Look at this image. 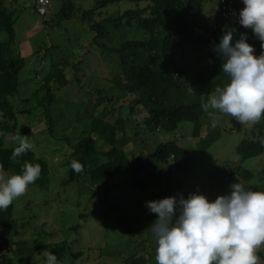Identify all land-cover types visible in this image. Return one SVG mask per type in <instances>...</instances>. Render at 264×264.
Masks as SVG:
<instances>
[{
    "label": "rangeland",
    "instance_id": "374dc122",
    "mask_svg": "<svg viewBox=\"0 0 264 264\" xmlns=\"http://www.w3.org/2000/svg\"><path fill=\"white\" fill-rule=\"evenodd\" d=\"M35 1L8 0L15 12L14 49L26 61L19 76V93L12 101L18 132L29 138L31 150L45 163L46 173L42 184L30 185L27 194L13 202L12 218L19 228L13 232V240L25 246L21 253L15 252L16 245L0 249V264H46L39 254L58 247L66 248L67 253L60 257L65 264L72 262L70 252L83 253L73 264H155L156 241L148 229L157 215L150 212L147 202L179 199L181 195L187 199L193 193L214 202L218 196L230 195L231 185L238 182L253 191H264V154L241 161L236 152L245 140L257 138L264 143V119L241 125L209 109L211 126L221 130V137L202 154L193 137V123H181L176 131L167 133L149 130L145 111L130 116L134 96L115 83L121 73V56L108 49L144 37L135 25L116 27V20L126 11L144 8L148 3L123 1L98 8L97 0H71L77 10L68 20L60 21L62 0H50L46 16L37 13ZM218 4L219 0L204 1L201 26L210 23ZM88 11H92L91 18L84 19L83 12ZM95 24L102 25L109 36L96 40L98 34L92 31ZM0 39L6 42L7 33L3 32ZM180 55L175 51L173 58ZM151 65L158 63L153 61ZM47 88L54 99L50 106L42 107ZM95 116L111 123L121 120L126 125L125 133L118 135L120 142L127 138L123 143L125 154L132 162L139 159L148 172L154 173L147 191H116L105 200L89 179L64 184L70 145L90 134ZM206 133L207 126L202 136ZM6 141L8 146L19 145L15 137ZM167 143H175L193 155L191 170H180L172 161L164 164L156 159L157 147ZM97 145L100 151L109 150L99 139ZM238 168L252 174V179L234 173ZM97 189L101 191L102 187ZM259 255L264 261V248Z\"/></svg>",
    "mask_w": 264,
    "mask_h": 264
},
{
    "label": "trees",
    "instance_id": "16d2710c",
    "mask_svg": "<svg viewBox=\"0 0 264 264\" xmlns=\"http://www.w3.org/2000/svg\"><path fill=\"white\" fill-rule=\"evenodd\" d=\"M62 1L64 7L60 21L68 20L77 10L71 0ZM97 1L98 8H106L123 1L148 3L144 8L126 11L116 20V27L135 25L144 32V37L126 40L117 48L108 49L109 52L121 56V73L115 83L134 96L129 105L132 118L145 111L147 128L167 133L176 131L181 123L191 122L194 124L193 137L198 142V150L202 154L205 153L220 139L221 130L211 126L207 112L201 107L202 100L204 98L206 103L217 86L223 87L229 83L228 76L222 72L223 58L214 49L229 30L233 31V44L240 39L241 34L246 35V42L254 47V55L257 57L264 52L261 41L251 29L242 28L237 31L224 29V22L218 9L209 18L210 23L201 26L205 0ZM37 2L38 0L34 2L36 11ZM235 5L240 11L244 7L242 0H235ZM91 15L92 11L83 12L84 19H90ZM14 24L15 12L9 7L8 0H0V35L3 32L8 35L6 42L0 39V164L11 174H22L25 162L38 163L42 171L35 184H42L46 173L44 161L36 157L31 149L15 160L11 159L13 150L19 145L13 143L12 146H8L6 141L8 137L14 138L21 134L18 132L17 112L12 99L19 93V76L26 64L25 59L19 57L14 49ZM92 31L98 34L96 40L109 36L107 30L100 24L93 25ZM175 51L181 52L178 59L173 58ZM148 54H152L154 58L148 57ZM153 61L158 65L152 66ZM53 99L50 88H47L40 106L45 107L46 104L50 106ZM49 124L52 132L51 119ZM205 126L207 133L202 136V129ZM89 129L88 136L73 146L70 145L71 153L66 161L69 169L68 178L64 184L80 183L89 179L91 185L105 200L116 191L127 189L147 191L154 173L148 172L146 165L139 159L132 162L125 154L123 143L127 142V138L123 136L122 142L118 139V135L121 132L125 133L126 130L123 121L111 123L104 117L95 116ZM96 138L109 150L100 151ZM236 152L241 161L256 158L264 154V143L257 138L245 140L237 146ZM154 156L164 164L172 161L177 169L184 171L191 170L195 161L189 151L175 143L159 145ZM72 160L84 166L81 173L77 174L70 167ZM233 172L246 180L253 177L249 172H241L239 168ZM98 186L102 187L101 191L97 189ZM102 205L106 204L103 202ZM13 208L14 204L6 211L0 210V249L16 245L15 252L21 253L24 243L15 242L12 236L13 232L19 229L12 218ZM128 233H132L130 229ZM51 252L56 255L57 264H65L60 259L61 255L67 253L65 247H58ZM69 255L72 260L70 264L83 257L82 252H70ZM99 264L108 263L101 261Z\"/></svg>",
    "mask_w": 264,
    "mask_h": 264
},
{
    "label": "clouds",
    "instance_id": "9594fccd",
    "mask_svg": "<svg viewBox=\"0 0 264 264\" xmlns=\"http://www.w3.org/2000/svg\"><path fill=\"white\" fill-rule=\"evenodd\" d=\"M234 1V0H233ZM235 2V1H234ZM239 23L251 29L264 49V0H242ZM219 10V4H218ZM241 34L233 44V31H227L215 51L223 58L222 72L229 78L217 86L201 107L235 119L241 125L257 124L264 119V52L255 49ZM11 159L33 148L27 136L18 134ZM77 173L84 166L72 160ZM41 165L25 162L22 174H9L0 164V210L27 194L41 175ZM157 215L148 229L156 241L155 264H264L259 252L264 248V191H253L238 182L230 195L210 202L201 194L167 197L147 202ZM178 213V215H177ZM46 264H57L51 251L40 253Z\"/></svg>",
    "mask_w": 264,
    "mask_h": 264
},
{
    "label": "built area",
    "instance_id": "2783aa9c",
    "mask_svg": "<svg viewBox=\"0 0 264 264\" xmlns=\"http://www.w3.org/2000/svg\"><path fill=\"white\" fill-rule=\"evenodd\" d=\"M50 0H38L37 12L41 16H45L50 6ZM240 10L236 7L233 0H219V13L223 19L224 29L240 30L242 27L239 23Z\"/></svg>",
    "mask_w": 264,
    "mask_h": 264
}]
</instances>
